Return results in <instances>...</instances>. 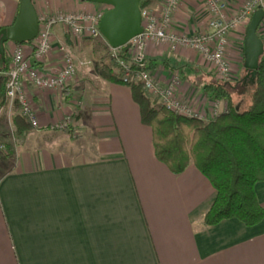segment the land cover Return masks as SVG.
<instances>
[{
  "label": "crops",
  "instance_id": "1",
  "mask_svg": "<svg viewBox=\"0 0 264 264\" xmlns=\"http://www.w3.org/2000/svg\"><path fill=\"white\" fill-rule=\"evenodd\" d=\"M246 1L229 0V14ZM2 2L16 18L19 1ZM33 3L38 14L103 7L82 0ZM162 3L152 0L150 6ZM210 18L203 0H183L171 29L199 34L209 30ZM11 24L0 19V26ZM245 35L241 26L230 37L233 82L247 74ZM54 38L45 67L63 66L62 44L74 55L77 73L63 92L28 88L39 126L18 134V104L8 101L0 111V138L8 149L0 159L12 162L0 179V264H264V219L255 226L236 218L204 226L217 196L211 182L193 163L176 174L157 159L152 128L142 121L130 87L98 75L85 38L63 26L55 28ZM17 46L6 44L9 64ZM26 48L29 54L31 44ZM144 54L162 83L180 78L182 98L194 110H207L211 119L214 103L218 112L230 108L228 101L208 98L197 86L217 78L215 66L197 52L151 41ZM67 116L73 133L52 128ZM88 132L97 140L96 154L67 150L76 139L86 143ZM256 193L264 207V181L256 184Z\"/></svg>",
  "mask_w": 264,
  "mask_h": 264
},
{
  "label": "trees",
  "instance_id": "2",
  "mask_svg": "<svg viewBox=\"0 0 264 264\" xmlns=\"http://www.w3.org/2000/svg\"><path fill=\"white\" fill-rule=\"evenodd\" d=\"M150 4L152 0H142L141 7ZM84 43L92 48L98 75L124 84L117 74L118 65L110 46L103 39L86 38ZM122 54L127 57V53L122 51ZM7 60L6 52L5 60L0 57V111L8 103L5 73L10 64ZM153 66L145 64L148 70ZM248 82L233 84L211 77L196 84L206 97L230 104L228 111L209 120L167 109L145 93L141 81L127 84L140 107L142 121L152 128L157 159L176 174L193 163L216 189L217 196L204 216V226L233 218L246 226H255L264 219V207L256 193V184L264 181V56L249 102L245 103L242 89ZM15 122L18 134L31 126L21 112ZM68 131L73 133L71 129Z\"/></svg>",
  "mask_w": 264,
  "mask_h": 264
},
{
  "label": "built area",
  "instance_id": "3",
  "mask_svg": "<svg viewBox=\"0 0 264 264\" xmlns=\"http://www.w3.org/2000/svg\"><path fill=\"white\" fill-rule=\"evenodd\" d=\"M183 0H163L154 8L141 7L143 31L130 41L127 57L121 48H111V55L118 65V76L124 84L134 80L141 81L145 93L158 100V103L178 114L207 118V110H194L182 98L179 87L181 80L176 77L169 83H162L152 72L145 68V48L151 41L155 44H170L171 49H189L200 54L207 62L215 66V76L224 82L233 76L232 65L228 56L230 37L238 27L247 25L253 13L264 6V0H247L236 14H229V0H203L211 13L208 23L209 30L194 35L178 34L171 29L175 15ZM105 11H42L39 15L40 31L32 42L18 44L15 48L8 71L5 73L6 97L11 103L19 106L20 112L33 127L39 126L28 88L33 86L44 90H59L63 92L68 82L76 75L77 66L73 54L66 46L60 45L64 52L63 66L58 70H49L44 62L54 46V32L57 26H63L73 36L91 39H103L100 21ZM258 35L264 41V19ZM108 43V42H107ZM31 44L28 54L26 45ZM218 103L211 109L212 118L219 113ZM229 110V109H228ZM225 110V111H228ZM72 117L67 116L55 123V130L72 129ZM6 143L0 138V152H6Z\"/></svg>",
  "mask_w": 264,
  "mask_h": 264
},
{
  "label": "water",
  "instance_id": "4",
  "mask_svg": "<svg viewBox=\"0 0 264 264\" xmlns=\"http://www.w3.org/2000/svg\"><path fill=\"white\" fill-rule=\"evenodd\" d=\"M106 5L100 21V30L112 48H121L127 53L130 41L143 31L141 12L142 0H82ZM264 19V6L252 15L246 28L244 39V67L247 74L244 82L256 83L261 58L264 56V41L258 35V28ZM40 31V21L33 0H19L16 19L10 26L0 30V56L5 60L6 44H23L36 39Z\"/></svg>",
  "mask_w": 264,
  "mask_h": 264
},
{
  "label": "rangeland",
  "instance_id": "5",
  "mask_svg": "<svg viewBox=\"0 0 264 264\" xmlns=\"http://www.w3.org/2000/svg\"><path fill=\"white\" fill-rule=\"evenodd\" d=\"M103 7H101L102 9H100L99 11H106L109 7L108 6H106V5H102ZM63 9L65 10L66 8H64L63 7ZM98 11V10H97ZM2 17H4L5 19H6V21L8 22V24H11V23H13V19L15 18V17H12V15L9 13V10H8V7H7V4L5 5L3 2H2V0H0V19L2 18ZM249 24V23H248ZM247 24V25H248ZM247 25H244V28H245V32H246V28H247ZM86 39V38H85ZM91 39V38H90ZM98 39V38H97ZM105 41V40H104ZM106 42V41H105ZM107 43V42H106ZM108 44V43H107ZM109 45V44H108ZM71 52V51H70ZM110 52H111V48H110ZM72 53V52H71ZM74 56V55H73ZM7 57H8V62L10 61V59H11V52L10 51H8L7 50ZM241 78L239 77V79L237 80V81H234L233 82V76H232V78L230 79V81H228V82H230V83H233V84H235V83H237V82H241L242 80H244V78H245V76L246 75H244V73H242L241 74ZM217 79V78H216ZM219 80V79H218ZM124 86L125 87H127V88H129V86L128 85H126V84H124ZM252 86H254V84L253 83H251V82H248V84H247V86H245V87H243V89H242V92H243V94H242V98H243V101L242 102H245V103H248L249 102V98H250V91H251V88H252ZM91 131V130H90ZM83 132H84V130H83ZM83 132H81V134L83 135L84 133ZM88 139H87V142L86 143H84L83 141H78V139H76L75 141H76V143L74 144V146L72 147V146H68L67 147V150H73L74 152H77V153H80L81 155H84V154H91V155H93V154H96L92 149V147H95L96 146V138H95V135H94V133H91V132H88ZM67 139V141H70L69 140V138L68 137H66ZM81 138V137H80ZM74 139V138H73ZM64 140V139H63ZM84 140H86L85 138H84ZM66 141V142H67ZM64 142V141H63ZM62 142V143H63ZM7 146V145H6ZM6 152H8V149H7V151ZM86 152V153H85ZM80 159H82V158H80ZM12 166V162H11V159H9V160H3V159H0V177H1V174L4 172V171H6V170H8L10 167Z\"/></svg>",
  "mask_w": 264,
  "mask_h": 264
},
{
  "label": "flooded vegetation",
  "instance_id": "6",
  "mask_svg": "<svg viewBox=\"0 0 264 264\" xmlns=\"http://www.w3.org/2000/svg\"><path fill=\"white\" fill-rule=\"evenodd\" d=\"M1 57V56H0Z\"/></svg>",
  "mask_w": 264,
  "mask_h": 264
}]
</instances>
